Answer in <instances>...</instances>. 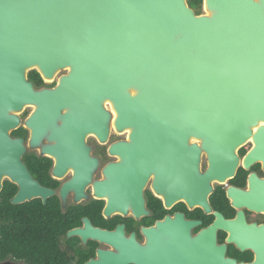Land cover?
I'll return each mask as SVG.
<instances>
[{"label": "water", "instance_id": "95a60500", "mask_svg": "<svg viewBox=\"0 0 264 264\" xmlns=\"http://www.w3.org/2000/svg\"><path fill=\"white\" fill-rule=\"evenodd\" d=\"M210 15H196L187 0H0V188L4 177L21 194L42 192L21 158L25 147L10 132L25 120L31 147L79 159L85 182L97 161L85 138L101 142L112 125L129 129V140L110 147L120 158L103 169L95 192L110 208L139 205L147 177L166 200L208 206L212 183L234 177L243 159L264 165V0H203ZM203 7V6H202ZM66 69L54 87L36 89L27 73L43 81ZM257 127L254 131L253 128ZM207 169L200 172L202 155ZM233 206L264 212V179L249 177L247 191L228 187ZM17 200L14 199L13 202ZM196 237L178 229L168 243L153 241V264H264V225L220 214ZM216 228L228 242L251 250V262L225 256Z\"/></svg>", "mask_w": 264, "mask_h": 264}, {"label": "flooded vegetation", "instance_id": "af4514ba", "mask_svg": "<svg viewBox=\"0 0 264 264\" xmlns=\"http://www.w3.org/2000/svg\"><path fill=\"white\" fill-rule=\"evenodd\" d=\"M55 83L45 87H54ZM31 107V106H27ZM32 108V107H31ZM112 119L110 107H107ZM20 123L10 132L12 139H21L25 147L22 162L31 180L42 192L21 194L20 184L4 177L0 188V264H153L146 259L153 241L168 243L172 232L183 229L191 238L210 228L220 214L226 221L242 212L247 224L264 225V212L232 205L228 187L249 189V177L264 179L262 161L248 167L243 159L252 149L248 140L238 151L239 166L231 179L212 183L207 196L208 206L189 204L184 199L166 200L155 187L156 175L150 173L141 190L139 205L128 202L124 209L110 208L108 197L95 192L94 183L105 179L103 169L120 158L110 147L129 140V131H117L109 125L107 138L101 142L88 134L85 145L89 157L97 161L85 182L83 169L76 158H66L64 169L57 166L55 156L42 152V146L53 145L47 139L40 147H31V129L25 125L24 112ZM207 169L203 154L200 172ZM16 199V202L13 200ZM228 232L216 228L215 240L225 245V256L248 263L254 259L251 250H240L228 242Z\"/></svg>", "mask_w": 264, "mask_h": 264}, {"label": "trees", "instance_id": "16d2710c", "mask_svg": "<svg viewBox=\"0 0 264 264\" xmlns=\"http://www.w3.org/2000/svg\"><path fill=\"white\" fill-rule=\"evenodd\" d=\"M188 6L196 15L202 13L203 0H187ZM27 79L31 81L36 89L45 87L46 84L36 70H31L27 73Z\"/></svg>", "mask_w": 264, "mask_h": 264}, {"label": "rangeland", "instance_id": "374dc122", "mask_svg": "<svg viewBox=\"0 0 264 264\" xmlns=\"http://www.w3.org/2000/svg\"><path fill=\"white\" fill-rule=\"evenodd\" d=\"M201 14H205L203 7H202V13ZM65 73H66V69L60 70V71L57 72L56 77H55V79L52 82H47V81H44V82H45V84H48V85H50L51 83H55V82H57V80L59 79V77L61 75H64ZM106 106L108 107V105H106ZM32 111H33V107L32 108L31 107L30 108L29 107H25V108H23L22 111L18 112L17 115L20 116L24 112H28L29 115H30L32 113Z\"/></svg>", "mask_w": 264, "mask_h": 264}, {"label": "bare ground", "instance_id": "6f19581e", "mask_svg": "<svg viewBox=\"0 0 264 264\" xmlns=\"http://www.w3.org/2000/svg\"><path fill=\"white\" fill-rule=\"evenodd\" d=\"M203 9H204V12H205V14L206 15H210V11L208 10V8H207V6H206V4L204 3V5H203ZM57 74V73H56ZM55 78L53 77V78H51V79H46V81L47 82H52L53 80H54ZM105 105H111V104H109V102H105ZM27 107V106H26ZM31 107H33V106H31ZM110 110H111V113H112V115H113V118L116 116V113H115V110L110 106ZM113 120V119H112ZM260 124L261 125H263L264 123L263 122H260ZM257 129V127H254L253 128V130L255 131ZM128 131H129V129H127ZM249 140H251V139H249Z\"/></svg>", "mask_w": 264, "mask_h": 264}]
</instances>
